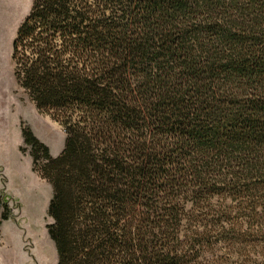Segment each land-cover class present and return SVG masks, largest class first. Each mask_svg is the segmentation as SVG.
Instances as JSON below:
<instances>
[{
    "label": "trees",
    "instance_id": "1",
    "mask_svg": "<svg viewBox=\"0 0 264 264\" xmlns=\"http://www.w3.org/2000/svg\"><path fill=\"white\" fill-rule=\"evenodd\" d=\"M12 60L57 264H264V0H36Z\"/></svg>",
    "mask_w": 264,
    "mask_h": 264
},
{
    "label": "rangeland",
    "instance_id": "2",
    "mask_svg": "<svg viewBox=\"0 0 264 264\" xmlns=\"http://www.w3.org/2000/svg\"><path fill=\"white\" fill-rule=\"evenodd\" d=\"M35 1L0 0V190L11 209L2 246L11 254L12 264H57L56 248L47 231L53 222L48 215L53 190L33 170L30 148L22 145V127L31 128L54 157L63 152L66 135L20 88L12 60L18 29ZM218 249L225 253L223 246Z\"/></svg>",
    "mask_w": 264,
    "mask_h": 264
},
{
    "label": "crops",
    "instance_id": "3",
    "mask_svg": "<svg viewBox=\"0 0 264 264\" xmlns=\"http://www.w3.org/2000/svg\"><path fill=\"white\" fill-rule=\"evenodd\" d=\"M23 144H24V142H22V145ZM2 212H3V210L0 209V217H1ZM8 224H9V220L4 221L1 228H0V264H12L11 254L6 250L5 247L2 246V243L5 240V235H6V230H7Z\"/></svg>",
    "mask_w": 264,
    "mask_h": 264
}]
</instances>
